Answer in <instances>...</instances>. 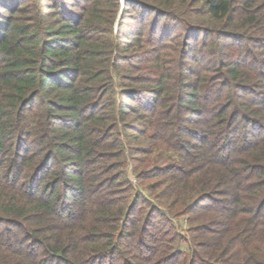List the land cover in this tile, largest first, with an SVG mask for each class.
<instances>
[{
	"label": "trees",
	"instance_id": "16d2710c",
	"mask_svg": "<svg viewBox=\"0 0 264 264\" xmlns=\"http://www.w3.org/2000/svg\"><path fill=\"white\" fill-rule=\"evenodd\" d=\"M0 264H264V0H0Z\"/></svg>",
	"mask_w": 264,
	"mask_h": 264
},
{
	"label": "rangeland",
	"instance_id": "374dc122",
	"mask_svg": "<svg viewBox=\"0 0 264 264\" xmlns=\"http://www.w3.org/2000/svg\"><path fill=\"white\" fill-rule=\"evenodd\" d=\"M123 5V4H122ZM121 16V13H119L118 19ZM129 179L132 182V184L134 185V187L140 192V194L147 198L150 199L149 197H151V195L149 193L146 192L145 188L146 186L141 185L140 183L137 182L135 176L132 173H129ZM149 182H146L145 185H148ZM150 204H154L156 205V207L158 208V211L160 212V214H164L165 213V206L163 208L161 207L160 202H153V201H149ZM172 227L174 229H176L178 232H180L184 237H187L190 226L188 224L187 221V217H183V218H179L173 221ZM182 248L186 249L187 247L185 245L181 246Z\"/></svg>",
	"mask_w": 264,
	"mask_h": 264
},
{
	"label": "water",
	"instance_id": "95a60500",
	"mask_svg": "<svg viewBox=\"0 0 264 264\" xmlns=\"http://www.w3.org/2000/svg\"><path fill=\"white\" fill-rule=\"evenodd\" d=\"M125 1H126V0H122V4H123V5L125 4Z\"/></svg>",
	"mask_w": 264,
	"mask_h": 264
}]
</instances>
